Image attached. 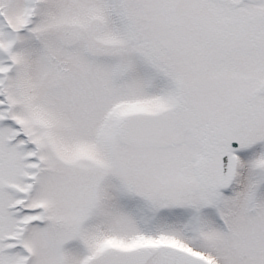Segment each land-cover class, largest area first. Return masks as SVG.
Returning a JSON list of instances; mask_svg holds the SVG:
<instances>
[{"label":"snow or ice","instance_id":"snow-or-ice-1","mask_svg":"<svg viewBox=\"0 0 264 264\" xmlns=\"http://www.w3.org/2000/svg\"><path fill=\"white\" fill-rule=\"evenodd\" d=\"M0 264H264V0H0Z\"/></svg>","mask_w":264,"mask_h":264}]
</instances>
